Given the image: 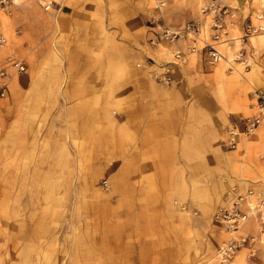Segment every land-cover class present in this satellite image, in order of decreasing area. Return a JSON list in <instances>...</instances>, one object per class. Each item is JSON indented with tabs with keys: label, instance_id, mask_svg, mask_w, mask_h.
<instances>
[{
	"label": "rangeland",
	"instance_id": "obj_1",
	"mask_svg": "<svg viewBox=\"0 0 264 264\" xmlns=\"http://www.w3.org/2000/svg\"><path fill=\"white\" fill-rule=\"evenodd\" d=\"M113 1L83 10L88 21L73 14L54 17L55 11L32 0L2 10L0 30L7 42L0 50V67L9 53L24 56L27 63L26 73L9 82L11 94L15 84L20 92L13 101L11 94L0 98L2 264H196L225 237L213 215L226 190L249 184L264 188V163L258 162L264 161V124L238 146L222 145L230 121L257 111L253 91L264 93V31L245 42L251 63L246 71L240 65L233 72H218L211 67L216 65L188 64L168 85L148 77L156 86L153 94L190 100L188 160L175 161L164 190L159 191L156 177L148 176L138 197L133 189L121 194L116 163L93 161L96 151L79 128L84 119L78 114L87 103L78 91L69 90V81H90L92 103L107 106L106 120H112L123 117L120 111L126 106L135 109L134 101L117 98L135 93L137 68L146 59L156 67L169 58L163 47L155 53L145 39V24H155L148 20H153L154 1L137 0L136 7ZM212 1L234 8L247 22L264 15V0H166L165 15L180 25ZM232 34L239 35V27ZM229 45L228 58L221 62L240 48L239 40ZM78 63L90 68H72ZM27 76L30 84L21 87L18 79ZM101 93L108 96L104 102L97 97ZM204 97L208 100L201 103ZM54 102L61 106L64 127L61 161H7V137L11 149L12 136L23 123L37 121L41 111L47 116ZM172 105L165 109L175 110ZM127 131L132 141V127ZM158 193L160 197L152 196Z\"/></svg>",
	"mask_w": 264,
	"mask_h": 264
},
{
	"label": "crops",
	"instance_id": "obj_2",
	"mask_svg": "<svg viewBox=\"0 0 264 264\" xmlns=\"http://www.w3.org/2000/svg\"><path fill=\"white\" fill-rule=\"evenodd\" d=\"M29 2L31 0H18L15 4L18 5L21 2ZM38 2L45 10H53L56 12L55 16H60L64 19L65 16H78L79 21H88L89 17L84 18L83 10L89 11L93 8L102 6V0H53L52 4L46 8L44 4L50 0H32ZM114 0L113 2H115ZM123 6L136 7L138 5L137 0H125L122 3ZM5 14L0 11V16ZM125 17H123L124 19ZM149 22L152 20L149 18ZM2 26V24L0 23ZM145 39L155 53L159 51L160 46L165 49L164 53L168 57V52L171 50L170 44L165 41H161L159 45H153L150 40L155 38L156 32L152 24H145ZM175 45L184 48L185 42L183 40H177ZM21 55V54H20ZM227 56V53H226ZM24 57V56H22ZM25 59V58H24ZM147 62H151L146 59L143 66L137 68L138 78L134 80L135 93L134 94H119V101H134L135 109L130 110V106H126L120 113L123 117L117 115L111 120H106L107 106L104 104H98L96 107L92 102L94 101V95H92V86L90 81L80 83L78 80L71 79L69 82L70 91H78L82 101L86 102V108L81 110L78 116L82 120L80 124V131L86 133L88 143L95 153V160L101 161H113L116 163V169L118 171V180L116 181V187L121 194H126L130 189L134 191V197H138V193L144 192L145 186L143 185V178L156 177L155 182L159 188V191L165 189V183L169 181L166 176L173 168L177 166L175 161L184 164L188 160L189 154V141H188V126H189V97L182 95H156L151 91L156 86L151 82L152 70L156 67L154 65H148ZM26 69L22 73H26L27 63L24 60ZM1 61V67L3 66ZM191 64L192 66H206L210 67L206 63L205 53H198L190 55L187 62L180 65H175L173 68L174 78L181 75L183 68ZM228 64L220 62L215 68L218 72L228 71ZM88 63H78L75 67L80 69H89ZM0 67V68H1ZM71 68V69H72ZM20 74H17L19 76ZM153 78V77H152ZM125 80H128L126 78ZM17 83L21 87H26L30 84V79L22 77L18 79ZM16 85V84H15ZM14 85L12 90L9 83V90L5 97L8 98L11 94L13 96L20 92V88ZM128 85V84H127ZM80 86V87H78ZM103 85H101L102 87ZM25 89V88H24ZM69 91V92H70ZM99 101H106L107 95L105 93L97 94ZM208 100V97H204L201 103ZM103 101V102H104ZM172 105L175 110L170 111L169 105ZM204 104L201 107L204 108ZM60 104L53 103L52 109L45 116V111H41L38 116V120H31L28 125H22L21 132L16 136H12L11 149H10V137H7V161H61L62 153V133L63 126L61 124V109ZM77 112V110H75ZM171 114V118L168 115ZM72 114H70L71 116ZM126 118V119H123ZM40 119H43V125H40ZM95 122H100L99 126H94ZM133 129V142L129 140L128 128ZM95 136V138H94ZM242 140V139H241ZM222 145H225L224 141ZM228 147L227 145H225ZM187 156V157H186ZM104 161V160H102ZM188 162V161H187ZM263 162L264 161H258ZM179 165V163H178ZM153 174V175H150ZM257 197L264 196V188L253 187ZM152 196L158 198L160 193L153 194ZM159 201V200H158ZM154 211H157L155 208ZM222 226V225H221ZM223 228V227H222ZM245 230L247 232L255 231L254 221H250ZM224 239L228 238V234L225 232ZM223 239V240H224ZM246 249L242 248L238 251L236 261L244 264H261L264 258V251H261L248 260L245 259ZM2 264V263H0Z\"/></svg>",
	"mask_w": 264,
	"mask_h": 264
},
{
	"label": "built area",
	"instance_id": "obj_3",
	"mask_svg": "<svg viewBox=\"0 0 264 264\" xmlns=\"http://www.w3.org/2000/svg\"><path fill=\"white\" fill-rule=\"evenodd\" d=\"M18 0H0V11L8 10ZM154 10L152 24L155 38L150 40L153 45L161 41L170 44V51L165 61L152 70V77L159 83L170 84L174 81L173 68L175 65L184 64L190 55L205 53L206 63L217 65L226 60L225 47L235 40H239L238 48L227 63L228 70H238V65L243 70L250 66L245 42L252 35L264 31V15L258 14L257 22H247L245 17L238 16L234 8L212 1L200 9L196 18L174 25L166 18L164 7L166 0H153ZM50 0L44 4L48 8ZM239 27L240 34H232L233 29ZM177 40H183L185 47L175 45ZM6 37L0 30V50L6 44ZM0 68V98L5 97L9 90V82L13 75L21 74L26 69L24 60L15 53H9L3 58ZM148 65L155 63L147 62ZM237 65V66H236ZM253 95L257 103V111L250 116L239 117L229 122L224 143L230 148L238 146L242 137H248L262 124H264V93L254 90ZM184 209V206H182ZM214 212V220L222 225L228 238L217 245L214 253L209 257L201 258L196 264H244L236 261L237 253L245 248V259L256 256L260 250L264 251V196L257 197L251 187L239 189L231 187L226 190L222 203ZM254 221L255 231L247 232L246 225ZM264 264V258L262 263Z\"/></svg>",
	"mask_w": 264,
	"mask_h": 264
},
{
	"label": "bare ground",
	"instance_id": "obj_4",
	"mask_svg": "<svg viewBox=\"0 0 264 264\" xmlns=\"http://www.w3.org/2000/svg\"><path fill=\"white\" fill-rule=\"evenodd\" d=\"M228 46V45H227ZM227 46L225 47V51H226V48H227ZM230 58V57H229ZM228 61H226V63H227Z\"/></svg>",
	"mask_w": 264,
	"mask_h": 264
}]
</instances>
